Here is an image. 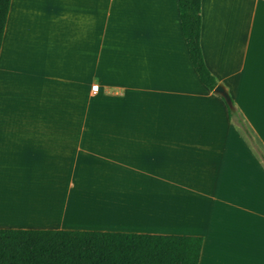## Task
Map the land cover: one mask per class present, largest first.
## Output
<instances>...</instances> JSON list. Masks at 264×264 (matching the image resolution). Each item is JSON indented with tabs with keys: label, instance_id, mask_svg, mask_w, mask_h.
I'll return each instance as SVG.
<instances>
[{
	"label": "crops",
	"instance_id": "crops-1",
	"mask_svg": "<svg viewBox=\"0 0 264 264\" xmlns=\"http://www.w3.org/2000/svg\"><path fill=\"white\" fill-rule=\"evenodd\" d=\"M200 15L204 62L264 154V0ZM221 95L177 0H10L0 228L201 236L198 264H264V160Z\"/></svg>",
	"mask_w": 264,
	"mask_h": 264
},
{
	"label": "trees",
	"instance_id": "trees-1",
	"mask_svg": "<svg viewBox=\"0 0 264 264\" xmlns=\"http://www.w3.org/2000/svg\"><path fill=\"white\" fill-rule=\"evenodd\" d=\"M200 1L177 0V6L191 61L201 81L215 90L219 84L205 64L200 46ZM9 5L10 0H0V46ZM226 95L221 97L230 119L264 160L253 133ZM201 246L202 237L191 235L0 228V264H198Z\"/></svg>",
	"mask_w": 264,
	"mask_h": 264
},
{
	"label": "water",
	"instance_id": "water-1",
	"mask_svg": "<svg viewBox=\"0 0 264 264\" xmlns=\"http://www.w3.org/2000/svg\"><path fill=\"white\" fill-rule=\"evenodd\" d=\"M215 92L217 93H221L222 95H224L225 97L227 96L226 93L224 92L222 86L218 85L215 87Z\"/></svg>",
	"mask_w": 264,
	"mask_h": 264
},
{
	"label": "built area",
	"instance_id": "built-area-1",
	"mask_svg": "<svg viewBox=\"0 0 264 264\" xmlns=\"http://www.w3.org/2000/svg\"><path fill=\"white\" fill-rule=\"evenodd\" d=\"M98 87H99L98 83H94V84H92L91 89H92V91H97Z\"/></svg>",
	"mask_w": 264,
	"mask_h": 264
}]
</instances>
